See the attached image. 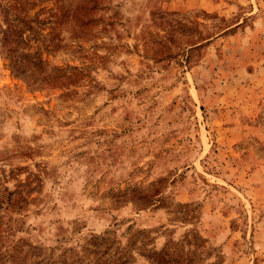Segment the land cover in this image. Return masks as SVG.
<instances>
[{
    "label": "rangeland",
    "instance_id": "rangeland-1",
    "mask_svg": "<svg viewBox=\"0 0 264 264\" xmlns=\"http://www.w3.org/2000/svg\"><path fill=\"white\" fill-rule=\"evenodd\" d=\"M5 5L0 264H264V0Z\"/></svg>",
    "mask_w": 264,
    "mask_h": 264
},
{
    "label": "trees",
    "instance_id": "trees-1",
    "mask_svg": "<svg viewBox=\"0 0 264 264\" xmlns=\"http://www.w3.org/2000/svg\"><path fill=\"white\" fill-rule=\"evenodd\" d=\"M9 7H11L10 5H5L3 6L2 10H0V21H2V25H0V43H1V48L3 50V52H15V49L10 47L9 45V41H8V37H9V33L11 31H15V33H17V36H19L20 38L22 37V35L24 34V31L21 30L19 25H16L17 19H12L9 20V17L11 16L10 14L8 15V13L6 12V10L10 9ZM3 9L5 10V12L3 11ZM5 27V28H4ZM25 48L20 49V51H24ZM19 51V52H20ZM8 58L11 59L12 64H15V62L12 59V55H8Z\"/></svg>",
    "mask_w": 264,
    "mask_h": 264
}]
</instances>
